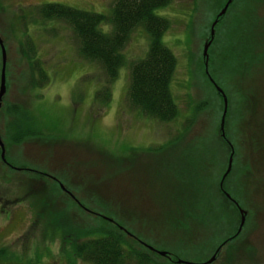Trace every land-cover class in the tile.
I'll use <instances>...</instances> for the list:
<instances>
[{"label": "rangeland", "instance_id": "obj_1", "mask_svg": "<svg viewBox=\"0 0 264 264\" xmlns=\"http://www.w3.org/2000/svg\"><path fill=\"white\" fill-rule=\"evenodd\" d=\"M113 1L0 0V264H89L74 257L75 238L65 237L111 227L109 220L170 254L153 252L156 264H207L235 232L236 207L245 212L239 235L209 264H264V0H234L213 26L206 61L212 82L202 47L226 0H169L156 11L168 21L161 40L176 59L170 92L177 114L169 121L128 101L129 67L147 50L143 28L130 31L124 62L108 83L102 68L79 54L71 27L36 10L54 2L107 14ZM34 59L46 77L40 85ZM213 83L227 101L231 164L223 186L236 207L219 197L227 143L217 141ZM106 87L104 101L97 92ZM12 106L26 113L36 136L10 142L19 121Z\"/></svg>", "mask_w": 264, "mask_h": 264}, {"label": "trees", "instance_id": "obj_2", "mask_svg": "<svg viewBox=\"0 0 264 264\" xmlns=\"http://www.w3.org/2000/svg\"><path fill=\"white\" fill-rule=\"evenodd\" d=\"M233 1L231 0L227 9ZM168 2L169 0H114L107 14L76 9L54 2L40 4L36 10L42 19H59L71 27L79 44V54L84 59L98 64L102 68L108 83L115 79L118 69L124 62L121 49L128 40L130 31L137 26L143 28L147 35V50L143 58L131 63L129 67L128 101L131 106L138 108L139 112L145 116H151L157 121H169L175 118L177 114V107L170 92V81L176 59L161 40L168 27V21L156 13ZM222 16L217 17L214 27ZM102 26H109V29L103 31ZM208 39L209 35L205 41ZM210 43H212V39ZM30 62L32 72L38 73V85H40L46 80L45 73L41 71L36 59ZM201 64H204L203 57ZM214 92L218 97L219 115H221L222 99L215 88ZM98 93L101 94V100H109L108 87ZM10 109L14 117H19L18 123L13 124L11 128L8 137L10 142L17 144L36 136L37 131L31 128L30 119L26 113L20 111L17 106H12ZM7 113L10 114L8 110ZM225 116L226 114L223 121L224 136H221L219 130L216 133L217 141L224 143V145L227 143V153L221 164L222 169L223 167L226 168L227 157L230 152L224 129ZM225 168L221 169V174ZM225 179L222 180L220 192L225 191L223 186ZM221 195L219 197L224 206H227L228 203L232 204ZM48 226L51 227V225ZM110 226L108 228L99 227L96 230H74L72 235L65 237V239L71 240L73 237L75 238L71 243V251L74 257L89 264H156L150 258L152 251L145 247L134 248L130 244L137 242L126 239L125 233L116 225ZM126 241H129L130 244ZM139 246L142 245L139 244ZM3 250L0 249L1 255ZM153 255L159 256L156 253ZM172 262L174 263V261Z\"/></svg>", "mask_w": 264, "mask_h": 264}, {"label": "water", "instance_id": "obj_3", "mask_svg": "<svg viewBox=\"0 0 264 264\" xmlns=\"http://www.w3.org/2000/svg\"><path fill=\"white\" fill-rule=\"evenodd\" d=\"M230 2H231V0H226V2L220 8V11L217 13L216 18L214 19V21L209 26V39L207 41H205V43L203 44V47H202V57H203V60H204V64L203 65H204L205 73H206L207 49H208V46H209L210 41L212 39L213 26H214V24H215V22L217 20V17H220V16H222L225 13V11H226V9H227V7H228ZM206 76L211 81V79H210V77L208 76L207 73H206ZM213 86H214L215 90L220 94L221 99H222L223 108H222V112H221V115H220L219 131H220L221 136H224V133H223V121H224V115H225V111H226L227 101H226L224 93L214 83H213ZM4 93H5V50H4L2 41L0 39V104H1V98H2ZM0 159L4 162V146H3L1 138H0ZM230 164H231V154L228 157L226 168L222 172L220 180H219V183H218L220 188H221L222 180L229 173ZM59 187L61 188L62 191H65V189L61 185H59ZM66 193L71 198H73L68 192H66ZM223 193L226 195V197H229L228 194L225 191ZM73 200H74V198H73ZM236 209H237V212L239 214V223H238V226H237L235 232L230 237H234V236L238 235L240 230H241V228H242V225L244 223L245 212L242 211L239 207H236ZM109 222L114 224V225H116L119 229H121L125 233L126 237H128L130 239H134V235L128 233L123 227H121L120 225L118 226L116 223L111 222L110 220H109ZM226 242L227 241L224 240L219 246H217L214 249V251L211 254V256L206 260L205 263H207V264L211 263L214 260V258L216 257L217 253L220 251V249L226 244ZM143 243L144 242L140 241V245H142L143 247H145L146 249H148V250H150L152 252H155L159 256L164 257V256H169L170 255L169 253L164 252V251H155L152 247H150V246H148L146 244H143ZM175 262L176 263H182V261H180L179 259L176 260Z\"/></svg>", "mask_w": 264, "mask_h": 264}, {"label": "flooded vegetation", "instance_id": "obj_4", "mask_svg": "<svg viewBox=\"0 0 264 264\" xmlns=\"http://www.w3.org/2000/svg\"><path fill=\"white\" fill-rule=\"evenodd\" d=\"M0 161L2 162V164L3 165H5V162H3L1 159H0ZM220 188V187H219ZM221 189V188H220ZM222 195L221 196H223L225 199H226V201H229V202H231L232 204H230V205H233L234 207H236L234 204L235 203H233V201L229 198V197H226V195L223 193V191H221L220 192ZM229 204V203H228ZM237 214H238V212H237ZM239 215V214H238ZM231 235H229V236H227V237H225V241H227L226 243H228V242H230V240L232 239V238H234V237H230ZM132 240H134L135 242H137V243H139L140 244V241L137 239V238H135L134 237V239H132ZM224 240H222L217 246H219ZM216 246V247H217ZM164 257H168V256H164ZM170 259H171V257H170ZM175 260V259H174ZM170 261V260H169Z\"/></svg>", "mask_w": 264, "mask_h": 264}]
</instances>
